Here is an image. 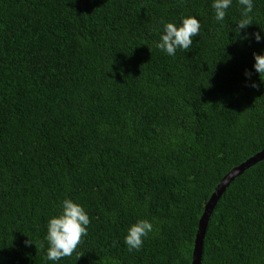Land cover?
<instances>
[{"label": "trees", "instance_id": "16d2710c", "mask_svg": "<svg viewBox=\"0 0 264 264\" xmlns=\"http://www.w3.org/2000/svg\"><path fill=\"white\" fill-rule=\"evenodd\" d=\"M211 3L0 0V264H52L46 225L66 198L91 223L59 264L191 263L206 196L264 149V42L240 41L238 0L223 25ZM250 15L240 35L264 30V0ZM186 16L193 46L157 50L159 22ZM139 219L153 230L129 252ZM200 264H264V159L214 209Z\"/></svg>", "mask_w": 264, "mask_h": 264}, {"label": "clouds", "instance_id": "9594fccd", "mask_svg": "<svg viewBox=\"0 0 264 264\" xmlns=\"http://www.w3.org/2000/svg\"><path fill=\"white\" fill-rule=\"evenodd\" d=\"M238 2L241 6V18L235 24L236 27L233 29L239 36L240 41L252 40L256 43L264 42V30L253 32L251 34L245 31L243 35H240L241 30H246L250 25H253L250 14L253 11L254 0H238ZM232 4L233 0H212L211 8L214 12V20L217 23L223 25L227 11ZM159 24L160 26L155 29L156 33L159 35V39L154 41V47L169 57H175L178 49L187 52V50L193 46V39L199 35L201 28L200 21L195 16L181 17L179 24L165 22L163 20H161ZM253 59V70L259 74V77L264 75V52H261L260 54L253 53ZM244 75L247 80L250 79L251 73L245 71ZM262 84H264V82H262ZM248 86L256 89L258 84L253 81ZM236 178H234V180ZM232 184L233 181L226 190L223 188L217 189V185L215 189L206 196L207 202L205 205H212L214 207L213 211L217 205L224 207L227 203L228 190ZM195 193H199V191L196 190ZM90 223V217L82 205L71 199H64L61 204L60 213L50 217L47 221V234L44 237V240L47 242L46 261H51L52 264H59L61 259L71 256L81 243L82 238L87 236ZM152 230L153 224L149 220L139 219L135 223H132L127 228L124 236V244L126 245L127 250L129 252L140 251L143 247L145 238L152 232ZM204 239L201 257L204 250ZM113 243L115 245L117 242L114 241ZM43 246L42 243L41 247Z\"/></svg>", "mask_w": 264, "mask_h": 264}, {"label": "water", "instance_id": "95a60500", "mask_svg": "<svg viewBox=\"0 0 264 264\" xmlns=\"http://www.w3.org/2000/svg\"><path fill=\"white\" fill-rule=\"evenodd\" d=\"M263 159H264V149L261 152L256 153L253 156L249 157L248 159L240 163L237 167L230 170L229 173L223 177L217 189L223 188L224 190H226L227 187L230 185V183L234 181V178L240 176L250 167L256 165L258 162L262 161ZM213 208L214 207L212 205H205L203 208V214L199 218L197 231L194 239L191 264H200L201 262L203 239L206 233L207 224L211 216V213L213 211Z\"/></svg>", "mask_w": 264, "mask_h": 264}]
</instances>
